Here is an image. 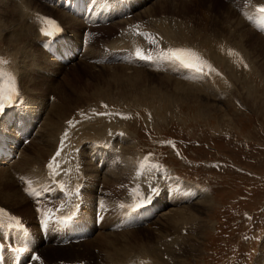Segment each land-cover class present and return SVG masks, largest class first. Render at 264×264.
Segmentation results:
<instances>
[{
	"label": "rangeland",
	"instance_id": "rangeland-1",
	"mask_svg": "<svg viewBox=\"0 0 264 264\" xmlns=\"http://www.w3.org/2000/svg\"><path fill=\"white\" fill-rule=\"evenodd\" d=\"M1 1H0V9H1V5L5 4L7 0H3L5 2L3 1L1 2ZM36 2L37 3H28L29 5L23 3L24 5L28 7V9H30L33 5L35 4L37 5L39 3V5L37 6L35 5L36 8L35 9L33 8L34 10H32L31 8V10L26 9L25 12L23 11L25 18L29 24L32 23L31 19L34 16V12L36 10L38 11V9L40 11H44V13L46 14H50L56 17L55 13L57 11L56 9L58 8H54V7L52 8V7L45 5L47 3L46 0H36ZM259 2H262V1H258V0H181V1L180 0H149L146 2V4L144 5L142 9H138L135 15L132 16V19L134 21L138 19L142 20L143 22L146 21V23L149 21L147 23L149 24V29L150 30L152 29L151 31L153 33L157 34V36L165 39L166 41H172L173 39L175 40L180 35V37L177 38V40L178 39L181 41L190 40V42L196 43V44L198 43L199 46H201L202 48H205L208 55L215 62L214 70L212 73L213 80H215L218 77H221L222 80L228 79L229 83L228 84L218 83L216 85H212L213 82L212 83L205 82L204 84L206 85L204 84L201 85L203 91L205 90L204 92L206 93V94L204 93V95L191 94L192 91L199 90L198 85L182 81L178 78H175V76L171 78L172 75L169 76V74L167 75L164 73L157 74L156 72H152V71L147 70L146 68H142L148 71V72L145 71L146 73L153 75L151 76L153 78H149L147 77L148 75H145L146 77H141L142 79H140L139 76H133L136 73L132 72V68H137L134 66L131 67V66L124 64L125 66L129 67L128 70H126L127 68L124 69L126 71L120 68H115V70L114 69L112 70L111 67L102 68L100 66V65L102 66H122L123 65V64L116 65V64H119L116 62L105 63V65L104 64H94L93 62L88 61L86 58H84V60H76L73 63H69L67 65L57 66L56 62L52 58H49V55L40 49L39 44L45 36H43L42 32L38 30V26H36L35 28V34L37 37L36 42L38 45L36 46L35 49H33L35 51L32 52L33 54L31 56H26L25 41L23 40V38L21 40L16 39L17 36L19 35L16 33L17 32L20 33V28H19V26L21 25L20 20L17 19V21L14 22L15 20H10V16H9L10 14L6 15L5 21L10 24V27L8 28L10 30L5 31L2 29L3 26L1 25V18L4 19V17L2 16L0 17V54L5 53L9 56H12L13 60L15 61V66L17 68V71L19 73V83H20L21 90L28 100L27 103L22 106V108L21 107L16 108L15 112H17L19 109H22L19 113L17 114H15V112L12 113L11 119L13 120L10 121L11 122L10 125L11 127H13V129L16 128L15 121H18V120H19V123L24 124V121H26L25 116L31 118L30 111H32L35 115H40L39 122H40V126H42V124L45 122V119L47 117L46 115H48L49 113L48 116H50V120L49 121L46 120L49 122L48 126L49 124H51L52 126L56 125V127L54 126L52 127L53 128L52 134H51L52 136L47 137L48 139H50V141L54 145V147L51 148L52 150L49 156L56 153L54 151L58 144L57 141H58V138L60 137L61 129L69 125L68 117L71 116L73 113H74V116H76V118H78V115H79L80 120L78 122L81 126H83V128L80 129L81 135L78 138V141L82 145V147H80V152L82 155L87 154L89 141L98 140L100 138H103L105 135V125L108 123L105 124L102 118L85 121L83 118L85 117L86 113L92 108H102V109L107 110V108L102 104V102L111 103V99L114 96L117 97L118 94L124 96L126 93L125 97L120 96L121 98L119 97L117 99V101L120 100V102L118 101V104L129 107V108L139 109V110L148 108L149 115H146L145 117H146V121L152 128L149 130L150 139L160 138L162 134L167 131H183L187 136L201 138L203 141L207 143V146H209V144L210 146H212L209 149H206L205 145H203L201 148L191 150L190 153L194 158L213 159V158H225V157L227 158L228 157L231 160H233L238 167H241L243 169V171L240 172L235 168L226 169V166H225V167H222L220 171H215V169H212L205 165H201L198 168L194 167L195 173L199 177V180L201 179L202 182H204L205 184H208L210 187H213L212 193H208V192L202 193L201 195H199L197 200H194L192 202L182 204V205L169 203L164 199H157L156 200L157 205L172 204L176 206H169L168 208H166L167 207L166 206L165 207L166 209L164 208L162 211H160L157 217L153 219L152 224L148 226L137 228V229L123 230V231H118V232H113L110 230L104 231V232H108L107 236H109V238L114 240L113 241L114 245L109 246L111 249L107 246L104 247L103 245H100L101 243L100 241L102 239L104 240V237L101 238L100 236H104V235L100 234L99 232L98 233L95 232L90 238L87 239L88 241L86 240L79 244L59 246L58 245L59 241L57 240L52 242L54 244L47 243L53 246H47L45 250L48 247H53L57 249L50 248L48 251H45L42 253L43 258H45L44 259L45 262L51 263V262H56L58 259L66 260L68 258H73L76 260V259L83 258V260L85 259V260L91 261L94 264L98 262L99 259H101L100 262L102 263L105 262L104 264L106 263L107 264H118L121 262L120 259H118L119 262H116V259L112 260L111 257H113L116 251H119L122 247H125V249H128L129 251L128 258L135 254L137 255L141 254V256L148 257L152 260V263L150 264H179V263L180 264H207L210 258L209 249L211 247V243L215 239H217V234H215V226L219 219L220 212L223 210V207L225 205H229L233 203L236 199H239V202H238L239 205L247 207V208H255L264 200V37L261 34H259L257 29L250 26L245 21L246 19L245 13L246 11L249 10L248 5H250L251 10H253L254 6L258 5ZM60 11L63 12V10H60ZM0 14H1V10H0ZM64 14L66 13L64 12ZM6 18L8 19L6 20ZM78 19L79 18L77 19L75 18L74 20L77 22ZM151 19L154 21L156 19L157 22H154ZM9 24H7V26ZM123 24L118 23V24L111 25V26H103L101 28H98V27L95 28L97 29V31H95V37H94L93 43H91V45H89L86 49L87 50L86 54L87 53L90 54L89 58L93 57L92 53H94L98 47L100 48L102 45H104L102 44V41L110 37L112 38L113 35H115L116 32L119 30V28L123 26ZM11 25H13V27ZM61 25L65 26V27L62 26L64 28L65 36L70 37L73 43L78 44L77 41L80 38L79 35L82 34L84 27L81 28L79 25L76 27L74 26L66 27V25L63 24L62 21H61ZM154 25L155 27H153ZM226 25L228 27H226ZM169 26H171V28ZM108 27H111V28H108ZM102 28H108L109 30L108 29L104 30ZM2 30L4 31L3 33H1ZM14 30H17V31H14ZM166 30H169V31L166 32ZM163 31H165L167 35L164 34L165 32L163 33ZM170 31L172 32L174 31L173 34H171ZM188 31L190 32V34ZM204 33L207 34L206 35L207 37L205 36ZM2 34L5 36L4 39L2 37L3 36ZM182 36H184L185 38L184 37L182 38ZM234 36L236 37L234 38ZM197 37L201 41L198 40ZM211 37H212V40H211ZM231 37L232 39H230ZM5 39H7V41L11 44V45L9 44L10 46L13 45L12 47H14L13 48L14 50L10 48V46H6L4 44ZM124 39L125 38L123 36V42L126 43ZM208 40H210L211 42H209ZM214 40L217 42L220 41L222 44H224L226 46V51L228 49V44L231 46L237 47V49L238 48L241 49L250 60V64H251L250 71L245 72V73L242 72L241 76H239L240 72L233 70L232 66L226 63L225 60L222 59L218 55V53L213 49L212 43L215 42ZM15 45H16V48H15ZM18 45L19 47L21 45L22 50H21V47L19 50V47H17ZM69 45L71 44L69 43ZM30 46H26V49L32 50V47ZM150 47L153 49H156L158 47V44L156 42H152L150 44ZM10 49L14 51V52L12 51L11 54L8 51ZM237 49H234V52L237 53L238 52ZM37 53L42 54L41 56L42 57L44 56L45 58L43 57L40 59ZM42 61L46 62L47 64H50L51 66L43 64ZM137 69L141 70V68H137ZM219 69L220 71H216ZM114 73L116 74V76H113ZM130 77H133L137 80L140 79V82L138 83V85L139 86L141 85V86L140 87L138 86V88L137 87L135 88V85L123 84V82H128L127 78H130ZM114 78L118 81L117 83L112 82V80H115ZM50 86L52 87V89L50 88ZM41 87L44 90H42ZM144 87H155L157 90V93H159L157 95L158 99L155 97H152L155 94L150 93V91H148ZM38 88H41V89H38ZM141 93H147V94L140 95ZM222 93L227 94V97L225 98L220 97V94ZM110 94L111 95L117 94V95L111 96ZM198 95H200L202 99L200 98V96L198 97ZM245 95L248 97H246ZM108 96L111 97L110 100L107 99V98H110ZM50 97H51V100H50ZM41 98H44V99L42 100ZM231 98L239 101V103L242 106H239V105L236 106L234 103L232 104ZM54 100L56 101L55 103L58 102L59 105L63 104V108L59 112L54 113L53 115V114H50V111L48 112V110H49V107L51 106V102ZM112 103H117V102L114 101ZM71 104L74 105L75 108ZM139 105L141 106L137 107ZM216 108H219V109L216 110ZM78 109H81V110L78 112ZM20 113H22V115H20ZM65 115H66V119H65ZM54 116L58 119H56ZM52 117L55 120H53ZM59 119H61V121ZM32 120L34 121V119ZM74 123H75L74 126H76L77 120ZM59 126L61 128L60 130H58ZM39 127L35 131V133L32 135L31 140L33 136L37 132L40 131ZM125 127L127 128L128 131L129 130L131 131V134H132L131 138H133L135 143L129 139V141L126 140L122 144L121 152L117 153V159H116L118 160L119 158H121L120 165H117L115 168L113 169L110 168L108 170V167L111 164H113L116 160L101 163L100 167H98L97 165L99 160L92 161V160L84 159V162H83V164H85L83 167V171L85 174H89L85 176L87 178L94 177L97 180V186L99 188L98 190L99 191L100 189L104 190L107 198H110L112 192H114L111 189L113 187H115V189L117 188V186L115 185L117 183V179L120 178L119 176L121 175V179H119L118 181L120 180L124 181L127 177V170L124 166H122V164L125 163V158H124L125 155H127V159L129 160V163H130L131 155L134 153V151L138 149L143 150V147H144L143 145L148 143V140L146 139V136L143 133V130H146V127H145L144 122H142V119L136 122H130V121L125 122ZM220 136H224V137H222L221 140H217V139H220ZM225 136H227L228 139H226ZM13 137L11 136L10 138H13ZM14 139L17 142H20L17 136H15ZM4 140L7 141L8 139L7 140L4 139ZM213 140H214V144L212 143ZM244 142L248 144V146L242 145ZM3 145L6 146L7 144H3ZM27 145L32 146L30 142ZM6 147H9L12 154L16 152L15 148L10 147L9 145H7ZM48 147L46 146L44 150H49L50 148ZM147 154L151 158H154V156L151 153L148 152ZM50 158L51 157H49L48 161L49 162L55 161L54 163L53 162L52 163L50 162V163L53 166L55 165L54 168L56 169L58 173H61V170H63V168L65 167L62 158L60 159L52 158L54 160ZM9 159L4 160L5 163L8 162L6 165L0 163L1 164L0 166L9 167L10 169L16 161L14 160L15 162L14 161L12 162V159L11 160ZM175 164L179 167L181 171L187 169L184 165H181L177 160ZM60 166L62 169L60 168ZM75 167L76 166L73 163H70L69 166L66 167V170L69 168L68 169L69 171L67 170V172L69 174L72 173V175H74L78 171L77 167H76V170H74ZM93 168L96 169L97 175H95ZM248 168L255 170L256 173L253 172L252 170H249ZM117 171H120V174H118ZM2 174L3 173L0 172V175H1L0 178L2 177ZM105 175L106 177L107 176L108 177L105 178ZM201 177H205V178H201ZM1 179H4V177H2ZM241 181H244V183L246 184L247 183L252 184L253 187L249 189L247 186L241 185ZM14 185L18 188V184L17 185L14 184ZM14 185H11V186H14ZM0 186H1L0 188L1 197L0 198L2 200L5 197L4 194H6L4 192H6L9 188H14V187H11L10 184H6L4 181H0ZM89 186L96 187V184H90ZM2 191L3 193H1ZM181 191L185 192L184 189H182ZM102 195H104L103 191H102ZM200 196L202 197L205 196V199H208V198L211 199V200L209 199L210 207L205 212L204 211L202 212L200 210V206L198 207L197 205L198 204L197 201H199V198H201ZM4 199L2 201L0 200V208H2V210L4 211L13 212L15 214L16 213L14 211L15 208H11V206H9L10 205L9 201H7L8 202L7 204L6 200ZM35 203H38V202H35ZM35 203L33 204L34 206H35ZM91 203H93V201L90 202V204ZM187 206H189V208L192 207L191 208L192 212L190 211L191 214L193 213L192 214L193 216L200 217V219L194 218L193 219L194 221L182 222L183 224H180V226L183 227V231L181 233H178V234L176 233L177 227H178L176 224L178 223L177 221H174V223L170 221H165V220L159 222L161 218H163V213L168 212L169 210H176V209L180 210L181 208L186 209L188 208ZM46 208H48V206H46ZM46 208H37V210L39 212H43L45 211ZM88 210L90 211V209ZM33 212H36V211L27 209L24 212H22L26 216H29V217L22 216L25 222L34 220ZM158 216L160 217L158 218ZM83 218H86V217H83ZM197 219L200 221V224ZM14 224L20 225L21 227H24L25 229L30 231V229L27 228V225L23 226L22 224L17 223V222H15ZM197 224L202 225L201 229L200 228L198 229ZM33 225H36V224H33ZM170 225H173V226L170 227ZM80 226L82 227V225ZM167 226H169V229ZM185 228H186V231H185ZM197 229L201 230V232L198 231ZM118 233L120 234L119 236H118ZM125 233L126 234L130 233V234L126 235ZM112 234L114 236H112ZM96 236H98V238ZM133 237H135L136 240L133 239ZM176 237L177 238L179 237L180 239H177ZM260 238H263L262 242L258 244L257 246H255V249L257 252V255H256L257 261L254 258L252 260V264H257V263L264 264V261H263L264 257L261 259L262 254H264V232H263V235L260 236ZM183 239L185 240L187 244L182 241ZM43 240L41 239L42 242ZM89 240L92 243H90ZM121 240L123 243L121 242ZM133 240L136 242H133ZM187 240L189 242H187ZM166 241L170 242L171 245H173L170 256H168L165 253V246H164L165 243L164 242ZM96 242L98 243L99 246L96 245L97 244ZM117 244L119 248H115L117 247ZM119 244H121L122 246L121 248ZM192 244L193 245L195 244L194 246L196 247L198 246V247L197 248L192 247ZM254 245L255 244H253L252 246ZM41 246L42 247L35 246L33 249L38 250L40 248L41 250L43 246L44 247L46 246V244L41 245ZM158 246L159 248H156ZM184 246L185 248H183ZM152 247L156 248L154 257L149 256L148 254L147 255L143 254L145 250H149ZM66 248L68 249L70 248V249L67 250ZM138 248L142 249L143 252L142 250L139 251L140 249ZM108 250L109 252H107ZM37 261L38 262H35L34 264H42L41 259H38Z\"/></svg>",
	"mask_w": 264,
	"mask_h": 264
},
{
	"label": "bare ground",
	"instance_id": "bare-ground-1",
	"mask_svg": "<svg viewBox=\"0 0 264 264\" xmlns=\"http://www.w3.org/2000/svg\"><path fill=\"white\" fill-rule=\"evenodd\" d=\"M1 1V0H0ZM3 1V0H2ZM1 1V2H2ZM57 1L58 0H54L53 1V4H56L57 3ZM181 1V0H180ZM3 2H5V1H3ZM23 3H25V4H27V5H29L28 3H37L36 2V0H28V1H26V0H7L6 2H5V4H2L1 5V14H0V17L2 16V17H4V19H2L1 18V25L4 27H2V29L3 30H5V31H8V30H10V29H8L9 27H10V24L8 23V22H6L5 21V17H6V15H8V14H10L9 16H10V20H15L14 22H16L17 21V19H19L20 20V22H21V25L19 26V28H20V33H16V34H19L18 36H17V38L16 39H18V40H21L22 38H23V40L25 41V45L26 46H30V47H32V50H30V49H26V46H25V52H26V56H31L33 53L32 52H34L35 50H33V49H35L36 48V46L38 45L37 44V42H36V34H35V28H36V26H38L37 25V22L34 20V16H33V18L31 19V24H29L28 22H27V20H26V18H25V15H24V13H23V11L25 12V10L27 9V10H31V8H32V10H34L36 7H35V5H33L30 9H28V7L26 6V5H24ZM178 3V2H177ZM37 5H39V3L37 4ZM36 5V6H37ZM40 7H41V5H40ZM43 7V6H42ZM34 8V9H33ZM39 10V9H38ZM57 11H56V13H55V15H56V18L59 20V22L61 23V21L63 22V24H65L66 25V27H70V26H74V27H76V26H80L81 28L82 27H84L83 25H82V21H80L79 19H78V21L76 22L74 19H75V17H73L72 15H70V14H68V13H66V14H68V15H66V14H64V11L62 12V11H60L59 9H56ZM153 10V9H152ZM37 11V10H36ZM146 11H148V10H146ZM226 11V10H225ZM55 12V11H54ZM227 12V11H226ZM143 13V12H142ZM229 13V12H228ZM153 14V13H152ZM228 15V14H227ZM73 17V18H71V17ZM143 16V15H142ZM172 16V15H171ZM8 17V16H7ZM144 17V16H143ZM148 17V16H147ZM146 17V18H147ZM152 17V16H151ZM149 18H150V16H149ZM153 18V17H152ZM8 18H6V20H7ZM77 19V18H76ZM152 20V19H151ZM158 20V19H157ZM161 20V19H160ZM152 21H154V20H152ZM151 21V22H152ZM183 21H184V19H183ZM13 22V23H14ZM146 22V21H145ZM149 22V21H148ZM147 22V23H148ZM154 22H157L156 21V19H155V21ZM159 22V21H158ZM224 22V21H223ZM243 22V21H242ZM118 23H121V24H123V22L122 21H117V22H115V23H113V24H110V25H108V26H111V25H115V24H118ZM222 23V22H221ZM7 24H9L8 26H7ZM19 24V23H18ZM154 24V23H153ZM169 24V23H168ZM183 24V23H182ZM224 24V23H223ZM7 27H5V26ZM17 25V24H16ZM178 25H179V23H178ZM12 27H13V25H11ZM15 26V25H14ZM63 26V25H62ZM166 26V25H165ZM224 26V25H223ZM238 26V25H237ZM239 26H241V25H239ZM63 27H65V26H63ZM118 27V26H117ZM116 27V28H117ZM122 27V26H121ZM153 27H155V25L153 26ZM170 28H171V26H169ZM175 27V26H174ZM173 27V28H174ZM182 27V26H181ZM226 27H228L227 25H226ZM232 27H233V25H232ZM18 28V27H17ZM73 28V27H72ZM108 28H111V27H108ZM108 28H102V29H104V30H106V29H108ZM114 28V27H113ZM151 28V27H150ZM235 28V27H234ZM14 29V28H13ZM120 29V28H119ZM178 29V28H177ZM2 30V32L1 33H3L4 31ZM22 30V31H21ZM109 30V29H108ZM110 30H112V29H110ZM152 30V29H151ZM169 30H171V29H169ZM169 30H166V32L167 31H169ZM183 30V29H182ZM186 30V29H185ZM234 30V29H233ZM236 30V29H235ZM238 30V29H237ZM11 31H12V29H11ZM10 31V32H11ZM14 31H17V30H14ZM9 32V33H10ZM107 32V31H106ZM118 32L119 31H117L116 32V34L115 35H113V37L111 38H108V39H105V40H103L102 41V44H108V45H111V46H115V47H117V46H119L120 44H122L123 43V37H120V36H118L117 34H118ZM165 31H163V33H164ZM166 32L164 33V34H166ZM171 32V34H173V32L172 31H170ZM178 32V31H177ZM184 32V31H183ZM183 32H181V33H183ZM186 32V31H185ZM189 32V31H188ZM187 32V33H188ZM235 32V31H234ZM251 32V31H250ZM64 34V33H63ZM163 34V35H164ZM180 34V33H179ZM185 34V33H184ZM189 34H190V32H189ZM205 34V36L207 35L206 33H204ZM211 34V33H210ZM255 34V33H254ZM3 35V34H2ZM1 35V36H2ZM112 35V34H111ZM160 35V34H159ZM167 35V34H166ZM166 35H165V37H166ZM237 35V34H236ZM245 35V34H244ZM8 36V35H7ZM53 36H55V37H58V35H57V33H54L53 34ZM170 36V35H169ZM174 36V35H173ZM189 36H191V35H189ZM196 36V35H195ZM200 36V35H199ZM211 36V35H210ZM226 36V35H225ZM3 37V39H4V35L2 36ZM46 37V36H45ZM44 37V38H45ZM179 37H180V35H179ZM179 37H177V38H179ZM184 36H182V38H183ZM207 37V36H206ZM209 37V36H208ZM236 36H234V38H235ZM43 38V39H44ZM78 38V37H77ZM177 38L175 39V40H177ZM182 38H180V39H182ZM185 38V37H184ZM187 38V37H186ZM192 38H193V36H192ZM198 38V37H197ZM202 38V37H201ZM16 39H15V41H16ZM75 39V38H74ZM206 39H208V38H206ZM230 39H232V37L230 38ZM10 40V39H9ZM77 40V39H76ZM179 40V39H178ZM188 40V39H187ZM194 40V39H193ZM198 40H200L199 38H198ZM211 40H212V37H211ZM14 41V42H15ZM190 41V40H189ZM201 41V40H200ZM209 42H211L210 40H208ZM215 41V40H214ZM235 41V40H234ZM23 42V41H22ZM205 42H206V40H205ZM208 43V42H207ZM234 43V42H233ZM4 44L6 45V46H10L11 44L7 41V39H5V42H4ZM10 44V45H9ZM16 44V43H15ZM18 44H20V43H18ZM71 45H69V44H66V46H73V45H79V43L78 44H76V43H70ZM196 44V43H195ZM198 44V43H197ZM202 44H203V42H202ZM205 44V43H204ZM211 44V43H210ZM235 44V43H234ZM17 45V44H16ZM16 45H15V48H16ZM241 45V44H240ZM243 45V44H242ZM13 46V45H12ZM12 46H10V48H14V47H12ZM17 47H19V45L17 46ZM20 47H21V45H20ZM20 47H19V50H20ZM29 47V48H30ZM241 47V46H240ZM12 49H10V50H8L9 52H10V54H11V52L14 50H12ZM23 49H24V47H23ZM21 50H22V47H21ZM4 52H6V51H4ZM3 52V53H4ZM14 52V51H13ZM42 52V51H41ZM5 54V53H4ZM93 54V53H92ZM37 55L40 57V59L41 58H43L41 55L42 54H40V53H37ZM48 56V55H47ZM45 58V57H44ZM90 58H92V57H90ZM31 59V58H30ZM50 60V59H49ZM17 61V60H16ZM45 61V60H44ZM32 62V61H31ZM48 62H50V61H48ZM30 63V62H29ZM34 63V62H33ZM42 63L43 64H46V65H49V66H51L50 64H47L46 62H43L42 61ZM25 64V63H24ZM57 65V64H56ZM105 65V64H104ZM116 65H120V64H116ZM122 65V64H121ZM127 65V64H126ZM57 66H60V65H57ZM102 68H104V67H111V69L113 70H115V68H120V69H122V70H124V69H126V70H128L129 69V65L128 66H125L124 64L122 65V66H102V65H100ZM100 67V68H101ZM132 67V66H131ZM94 68H95V66H94ZM103 70V69H102ZM126 70H124V71H126ZM109 71H110V69H109ZM108 71V72H109ZM145 69H142L141 68V70H138L137 68H132V72H135L136 74H134V73H132V74H134L133 76H139L140 77V79H142L141 77H146L145 75H148L147 77H149V78H153V77H151V76H153V75H151V74H148V73H146V72H148V71H146ZM23 72V71H22ZM115 72V71H114ZM25 73V72H24ZM146 73V74H145ZM158 74V73H157ZM159 75H161V74H159ZM167 75V74H166ZM27 76V75H26ZM113 76H116V74L114 73L113 74ZM112 76V77H113ZM124 76V75H123ZM157 76V75H156ZM170 76V75H169ZM109 77H111V76H109ZM128 77V76H127ZM173 77V75L171 76V78ZM159 78V77H158ZM168 78V77H167ZM176 78V77H175ZM115 79V78H114ZM117 79H118V77H117ZM140 79H135V78H133V77H130V78H127V80H128V82H123V84H126V85H135V88L137 87L138 88V83L140 82ZM125 80H126V78H125ZM169 80V79H168ZM38 81V80H37ZM161 81H162V79H161ZM167 81V80H166ZM112 82H115V83H117L118 81L115 79V80H112ZM114 83V84H115ZM168 83V82H167ZM32 84V83H31ZM30 84V85H31ZM42 84V83H41ZM40 84V85H41ZM49 84V83H48ZM60 84V83H59ZM144 84V83H143ZM37 85V84H36ZM46 86V85H45ZM49 86V85H48ZM53 86H54V84H53ZM141 86V85H140ZM139 86V87H140ZM148 86H149V84H148ZM173 86V85H172ZM175 86V85H174ZM181 86V85H180ZM248 86V85H247ZM33 87V86H32ZM123 87V86H122ZM125 87V86H124ZM184 87V86H183ZM209 87V86H208ZM35 88V87H34ZM42 88V87H41ZM41 88H38V89H41ZM47 88V87H46ZM50 88L52 89V87L50 86ZM50 88H48V89H50ZM144 88H146L148 91H150V93H153V94H155L154 96H152V97H155V98H157V95L159 94V93H157V90H156V88L155 87H144ZM26 89V88H25ZM62 89V88H61ZM131 89V88H130ZM173 89V88H172ZM171 89V90H172ZM198 91H192L191 92V94H193V95H197V94H200V95H204V91H203V89H202V87L201 86H198ZM42 90H44L43 88H42ZM42 90H40V91H42ZM45 90H47V89H45ZM124 90H126V89H124ZM241 90V89H240ZM25 91V90H24ZM29 91V90H28ZM49 91V90H48ZM123 91V90H122ZM32 92V91H31ZM45 92V91H44ZM47 92V91H46ZM145 92V91H144ZM40 93V92H39ZM49 93V92H48ZM113 93V92H112ZM121 93H123V92H121ZM149 93V92H148ZM62 94V93H61ZM143 94H147V93H141L140 95H143ZM206 94V93H205ZM111 95V94H110ZM113 95H117V94H113ZM113 95H111V96H113ZM173 95H174V93H173ZM200 95H198V97L200 96ZM210 95V94H209ZM125 97L126 96V93H125V95L124 96H122V95H120V94H118L117 95V97H113L112 99H111V97L110 96H108V97H110V98H107L108 100H110L111 99V102H114V101H116V102H120V100H118L117 101V99L119 98V97ZM147 96V95H146ZM145 96V97H146ZM246 96V95H245ZM35 97V96H34ZM120 97V98H121ZM159 97V96H158ZM246 97H248V96H246ZM56 98V97H55ZM95 98V97H94ZM104 98V97H103ZM127 98V97H126ZM200 98H201V96H200ZM209 98V97H208ZM42 100L44 99V98H41ZM158 99V98H157ZM160 99V98H159ZM197 99V98H196ZM196 99H194V100H196ZM202 99V98H201ZM247 99H249V98H247ZM56 100V99H55ZM52 101L51 102V106L49 107V110H48V112L50 111V114H53L54 115V113H57V112H59L62 108H63V104L62 105H59V103L57 104V103H55L56 101ZM114 100V101H113ZM161 100V99H160ZM198 100V99H197ZM205 100V99H204ZM209 100V99H208ZM214 100V99H213ZM85 101V100H84ZM92 101V100H91ZM162 101V100H161ZM201 101V100H200ZM244 101V100H243ZM250 101V100H249ZM60 102V101H59ZM182 103H183V101H182ZM185 103V102H184ZM248 103V102H247ZM250 103V102H249ZM72 105V104H71ZM78 105V104H77ZM215 105V104H214ZM216 105H218V104H216ZM65 106V105H64ZM73 107H74V105H72ZM83 106V105H82ZM75 108V107H74ZM24 109V108H23ZM215 109V108H214ZM219 108H216V110H218ZM221 109V108H220ZM22 109H19L17 112H15V114H17V113H19L20 111H21ZM75 110V109H74ZM62 112V111H61ZM70 113V112H69ZM71 114V113H70ZM14 115V114H13ZM20 115H22V113H20ZM48 115H49V113H48ZM48 115H46L47 117H46V119H45V122L42 124V126H40L39 128H40V131L39 132H37L34 136H33V138H32V140L30 141V143L32 144V146H30V145H25L22 149H21V153H20V156H19V158L17 159V160H15L14 162V165H12V167L9 169V167H4V166H0V172L1 173H3L2 174V177H4V179H1L0 178V181H4L6 184H10V186L11 185H14V184H18V188L14 185V186H11V187H14V188H7L6 190V192H4V193H6V194H4V198H6V199H4V200H6V203L8 204V202L7 201H9V206H11V208H15L14 209V211L17 213V215H19L20 214V217L18 216V217H14L15 216V214L13 213V212H9V211H4V210H2V208H0V223H2L3 221H10V222H13V223H15V222H17V223H20V224H22L23 226H25V225H27V228H29L30 229V232H32L33 230H35L36 232H37V230H36V226L35 225H33V224H35V220H31V221H29V222H25V220L23 219V217L22 216H25V217H29V216H26L25 214H23L22 212H24L25 210H27V209H31V210H33V211H38L37 210V208H46V206L45 205H43L42 204V202H38V203H35V201L33 200V196H32V198L29 200L28 198H27V196L25 195V194H23L22 193V191H21V184H19L20 182V179L18 178V176H20V175H23V174H27V175H30V174H32V173H35V172H39V171H41L42 170V168H43V163H44V161L46 160V158L50 155V152H51V148H53L54 147V145H53V143L50 141V139H48L47 137L49 136H52L51 134H52V130H53V126L51 125V124H49V126H48V121L50 120V116H48ZM16 116V115H15ZM57 116V115H56ZM55 117V116H54ZM58 117V116H57ZM70 117V116H69ZM68 117V118H69ZM53 118V117H52ZM56 118V117H55ZM19 119V118H18ZM56 119H58V118H56ZM63 119V118H62ZM65 119H66V115H65ZM11 120H13V119H10V121ZM24 120V119H23ZM25 120L26 121H24V126H28V124L29 125H31V121H33L32 120V118H29V117H26L25 116ZM46 120H48V121H46ZM52 120V119H51ZM53 120H55L54 118H53ZM60 121H61V119H59ZM65 121V120H64ZM18 122H19V120H18ZM26 122V123H25ZM52 122H54V121H52ZM63 122V121H62ZM13 123V122H12ZM54 124V123H53ZM109 124V123H108ZM110 124H112V123H110ZM59 125V124H58ZM17 126V124H15V127ZM11 127V126H10ZM54 127H56V125L54 126ZM61 128H60V126H59V129L58 130H60ZM29 130V129H28ZM56 130V129H55ZM61 131H62V129H61ZM54 133H55V131H54ZM57 133H58V131H57ZM11 136H6V135H2V138L3 139H11L10 138ZM13 137V136H12ZM15 137V136H14ZM14 137H13V139H14ZM19 138V137H18ZM16 139V138H15ZM53 139V138H52ZM59 139V138H58ZM19 140V139H18ZM55 140V139H54ZM58 142V141H57ZM29 144V143H28ZM72 144V143H71ZM7 146V145H6ZM6 146H4L2 143H0V151H6V155H5V157H7V156H10L11 154H12V152L10 151V149H9V147H6ZM12 146H13V144H12ZM48 147V148H50L49 150H44L45 149V147ZM47 148V149H48ZM16 149V148H15ZM122 149V148H121ZM11 150H13V149H11ZM15 151H17V150H15ZM125 151V150H124ZM55 152V151H54ZM53 153V152H52ZM15 154V153H14ZM50 159H52V158H50ZM3 160H6V159H3ZM10 160V159H9ZM52 160H54V159H52ZM11 162V161H10ZM51 162V161H50ZM53 162V161H52ZM51 162V163H52ZM55 162V161H54ZM53 162V163H54ZM8 163V162H7ZM71 163V162H70ZM6 165V164H5ZM58 165V164H57ZM7 166H9V165H7ZM55 166V165H54ZM53 166V167H54ZM60 168H61V166H60ZM102 168V167H101ZM62 169V168H61ZM60 169V170H61ZM69 169V168H68ZM67 169V170H68ZM94 169V168H93ZM56 170V169H55ZM74 170H76V167H75V169ZM69 171V170H68ZM107 171V170H106ZM118 172V174H120V171H117ZM94 173H95V175H97L96 173H97V171H96V169H94ZM111 173V172H110ZM72 174V173H71ZM85 174V173H84ZM117 174V175H118ZM85 175H89V174H85ZM114 175H116V174H114ZM1 176V175H0ZM99 177V176H98ZM108 177V176H107ZM106 177V175H105V178H107ZM109 177H111V176H109ZM120 178L119 179H121V175L119 176ZM123 177V176H122ZM102 178V177H101ZM116 178H118V177H116ZM104 179V178H103ZM108 179H110V178H108ZM119 179H117V183H120V181H118ZM102 180V179H101ZM106 180V179H105ZM112 180V179H111ZM110 180V181H111ZM115 180V179H114ZM88 183H89V185L90 184H96V187L94 186V187H92V186H89V188L86 190V199H87V202H92L93 201V195L95 194V192L96 191H98V186H97V180L94 178V177H89L88 178ZM111 183V182H110ZM114 183V182H113ZM116 183V184H117ZM108 184V183H107ZM109 185V184H108ZM107 185V186H108ZM3 186V185H2ZM116 186V185H115ZM5 187V186H4ZM0 188H1V186H0ZM6 188V187H5ZM115 187H113L111 190L112 191H114L115 192ZM3 190V189H2ZM101 190V189H100ZM5 191V190H4ZM1 193H3V191L1 192ZM113 193V192H112ZM119 194L121 195L122 194V192L120 191L119 192ZM201 195V194H200ZM1 197V196H0ZM201 198H199V201H197V205H198V207L200 206V210L203 212H205V211H207L208 210V208L210 207V201H209V199L210 198H208V199H205V196L204 197H202V196H200ZM2 199V200H3ZM201 199V200H200ZM0 200H1V198H0ZM1 200V201H2ZM211 200V199H210ZM4 202V201H3ZM2 203V202H1ZM30 203V204H29ZM35 203V206L33 205ZM194 204H195V202H194ZM6 205V204H5ZM31 205V206H30ZM184 206V205H183ZM183 206H181V207H183ZM186 206V205H185ZM37 207V208H36ZM188 208H181L180 210L178 209H176V210H169L168 212H165V213H163V218H161V220L159 221V222H161V221H163V220H165V221H170V222H173L174 223V221H177L178 223H176L177 224V234L178 233H181L182 231H183V227L182 226H180V224H183L182 222H188V221H194L193 219L194 218H199L200 219V217H195V216H193L192 214H191V208H189V206H187ZM196 208V207H195ZM90 209V208H89ZM199 209V208H198ZM191 211V212H190ZM19 212V213H18ZM46 212V210L45 211H43V212H40V214H44ZM34 213L35 212H33V216H34ZM204 214V213H203ZM162 215V214H161ZM160 215V216H161ZM199 215V214H198ZM160 216H158V218L160 217ZM201 216V215H200ZM80 217H86L85 218V225H87L88 224V220H89V218H88V216H86V215H83V214H81V216ZM157 218V219H158ZM198 220V219H197ZM156 221V220H155ZM155 221H154V223H155ZM199 221V220H198ZM166 223V222H165ZM194 223V222H193ZM203 223V222H202ZM152 224V223H151ZM170 224V223H169ZM199 224H200V221H199ZM174 225V224H173ZM173 225H170V227L171 226H173ZM198 225V224H197ZM18 226H20V225H18ZM166 226V225H165ZM195 226V225H194ZM108 227H109V221H108V218H105V221H103V223H102V225L99 227V228H96V232L98 233H100V234H103L104 236H100L101 238L102 237H104V240L102 239L100 242V245H103L104 247L105 246H107V247H109L110 245L112 246V245H114L113 244V241L114 240H112L111 238H109V236H107L108 235V232H104V231H108L109 229H108ZM168 227V229H169V226H167ZM201 227H202V225H198V229L200 228L201 229ZM24 228V227H23ZM166 228V227H165ZM195 228V227H194ZM161 229V228H160ZM167 229V230H168ZM197 229V230H198ZM163 230V229H162ZM161 230V231H162ZM185 231H186V228H185ZM188 231V230H187ZM196 231V230H195ZM198 231H200L201 232V230H198ZM164 232H166V231H164ZM197 232V231H196ZM159 233H161V232H159ZM198 233V232H197ZM116 234V233H115ZM126 234V233H125ZM127 234H130V233H127ZM126 234V235H127ZM120 234L118 233V236H119ZM157 235H159V234H157ZM201 235V234H200ZM199 235V236H200ZM112 236H114L113 234H112ZM116 236V235H115ZM166 236V235H165ZM168 236V235H167ZM171 236V235H170ZM97 238H98V236H96ZM100 237H99V239H100ZM108 237V238H107ZM124 237V236H123ZM130 237H131V235H130ZM180 237V236H179ZM177 238V239H180V238ZM95 238V237H94ZM119 238V237H118ZM121 238V237H120ZM183 238H184V236H183ZM198 238V237H197ZM41 239L43 240L44 239V237L43 236H41L40 238H39V240H38V247H42L41 245H44V244H42V241H41ZM110 239H111V241H110ZM114 239H115V237H114ZM122 239V238H121ZM131 239V238H130ZM133 239H135V237H133ZM176 239V240H177ZM189 239V238H188ZM191 239V238H190ZM116 240H117V238H116ZM128 240V239H127ZM136 240V239H135ZM146 240V239H145ZM88 241V240H87ZM90 241V240H89ZM179 241V240H178ZM183 242H185V240L183 239L182 240ZM121 242H122V240H121ZM133 242H136V241H134L133 240ZM157 242V241H156ZM187 242H189L188 240H187ZM90 243H92L91 241H90ZM95 243V242H94ZM97 243V242H96ZM103 243V244H102ZM106 243V244H105ZM116 243H117V241H116ZM123 243V242H122ZM158 243H159V241H158ZM163 243V242H162ZM161 243V244H162ZM165 244H164V246H165V253L168 255V256H170V254H171V251H172V246L173 245H171V243L170 242H164ZM186 243V242H185ZM192 243V242H191ZM52 244H54V243H52ZM89 244V243H88ZM137 244V243H136ZM187 244V243H186ZM195 244H197V243H195ZM194 244V245H195ZM91 245V244H90ZM96 245H98V243L96 244ZM120 245V248L122 247L121 246V244H119ZM122 245H124V244H122ZM133 245H135V244H133ZM151 245V244H150ZM158 245V244H157ZM185 245V244H184ZM189 245V244H188ZM193 244H192V247H196V246H194ZM47 246H53V245H50V244H46V246L44 247L43 246V248L40 250V248H39V250H40V252L39 253H43V252H45V251H48L50 248H53V247H48L46 250H45V248L47 247ZM58 246V245H57ZM93 246V245H92ZM99 246V245H98ZM128 246H130V245H128ZM139 246H141V245H139ZM163 246V247H164ZM174 246H176V245H174ZM90 247V246H89ZM102 247V246H101ZM146 247V246H145ZM180 247V246H179ZM182 247V246H181ZM192 247H191V249H192ZM198 247V246H197ZM196 247V248H197ZM97 248V247H96ZM110 248V247H109ZM115 248H119V246H118V244H117V247H115ZM156 248H159V246L158 247H156ZM156 248L155 247H152L151 249H149V250H145V252H143V250L142 249H140V248H138V249H140L139 251H141L142 250V252H143V254H148L149 256H152V257H154V253H155V251H156ZM178 248V247H177ZM183 248H185V246L183 247ZM38 249V248H37ZM53 249H57V248H53ZM67 250H69L68 248H66ZM65 249V250H66ZM72 249V248H71ZM75 249V248H74ZM111 249V248H110ZM186 249H187V247H186ZM190 249V248H189ZM190 249V250H191ZM62 250V249H61ZM119 250V249H118ZM135 250H137V249H135ZM160 250V249H159ZM198 250V249H197ZM42 251V252H41ZM100 251H102V250H100ZM176 251V250H175ZM180 251V250H179ZM182 251V250H181ZM185 251V250H184ZM75 252V251H74ZM97 252H98V250H97ZM107 252H109V250L107 251ZM190 252V251H189ZM59 253V252H58ZM65 253V252H64ZM101 253V252H100ZM184 253V252H183ZM182 253V254H183ZM188 253V252H187ZM66 254V253H65ZM70 254V253H69ZM134 254V253H133ZM64 255V254H63ZM138 255H141V254H138ZM179 255H180V253H179ZM66 256V255H65ZM110 256H112V255H110ZM128 256H129V251H128V249H125V247H122L119 251H116L115 253H114V255H113V257H111V259L113 260V259H116V262H119L118 261V259H120V263H122L125 259H127L128 258ZM176 256H178V255H176ZM67 257V256H66ZM100 257V256H99ZM105 257V256H104ZM264 257V254H262V256H261V259ZM75 258V257H74ZM77 258V257H76ZM97 258V257H96ZM58 260H60V259H58ZM107 260V259H106ZM52 261V260H51ZM101 261V260H100ZM108 261V260H107ZM110 261V260H109ZM264 261V260H263ZM35 262H38V261H31L29 264H34ZM104 262V261H103ZM183 262V261H182ZM105 263V262H104ZM103 263V264H104ZM120 263H118V264H120ZM107 264V263H106ZM180 264V263H179Z\"/></svg>",
	"mask_w": 264,
	"mask_h": 264
}]
</instances>
